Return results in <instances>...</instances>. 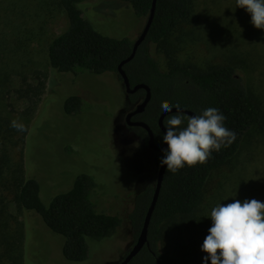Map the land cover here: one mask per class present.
I'll use <instances>...</instances> for the list:
<instances>
[{"label": "rangeland", "instance_id": "obj_1", "mask_svg": "<svg viewBox=\"0 0 264 264\" xmlns=\"http://www.w3.org/2000/svg\"><path fill=\"white\" fill-rule=\"evenodd\" d=\"M78 7L97 32L114 39L135 41L146 23L121 1L84 0ZM66 27L59 0H0V115L15 118L23 109L12 96L22 76L31 81L37 71L47 75L25 145L12 147V159L21 158L26 178L39 183L46 207L68 192L78 176H90L97 211L119 217L121 224L108 239L88 240V259L71 263L63 257L62 236L52 233L37 214H19L11 205L10 214L25 226L21 264H119L135 243L129 221L134 200L154 188L158 165L152 166L151 151L124 123L132 105L116 73H59L50 67L48 46ZM148 48L161 71L175 65L197 72L234 67L260 103V120L237 155L211 175L201 204L193 214L175 217L162 228L161 253L204 264L207 253L201 246L212 226V208L234 200L264 202V29L251 23V15L236 0H191L190 15L175 33ZM71 96L82 99L76 115L64 112ZM4 253L0 245V264H10Z\"/></svg>", "mask_w": 264, "mask_h": 264}, {"label": "trees", "instance_id": "obj_2", "mask_svg": "<svg viewBox=\"0 0 264 264\" xmlns=\"http://www.w3.org/2000/svg\"><path fill=\"white\" fill-rule=\"evenodd\" d=\"M82 1L59 0L67 27L48 46L49 65L59 73H72L75 69L93 75L116 73L122 83L118 66L131 55L134 41L127 38L114 39L97 32L78 7ZM114 1L129 4L138 19L147 21L153 0ZM190 12L191 0H156L153 21L145 41L138 47L134 58L123 66L131 88L144 84L151 91V99L138 119L149 126L155 143L162 145L163 133L158 120L163 113V101L173 107L178 104L179 108L195 115L208 107H215L226 116L225 125L236 133V139L219 152L214 151L205 164L194 167L186 165L175 174L165 171L149 225L147 245L129 264H198L189 257L174 259L161 253L159 245L163 237L162 228L175 217L193 214L202 202L211 175L237 155L243 139L261 117L258 99L234 67L223 66L197 72L191 66L175 65L167 71H161L148 45H162ZM30 79L22 76L19 88L12 93L15 100L24 105L23 109L15 118L0 115V245L5 248L4 256L11 261L10 264H21L25 226L18 217L10 214L11 205H14L19 214H37L52 233L65 239L62 254L66 261L83 262L89 255L88 240L102 241L112 237L121 220L117 216L97 211L91 201L95 183L88 175L78 176L68 192L56 195L46 207L40 197L39 183L35 179L26 178L21 158L13 161L11 149L24 147L29 123L46 90L45 73L37 71ZM127 97L130 105H135L143 101L145 91L139 90ZM81 106L82 99L71 96L64 102V112L76 115ZM171 115L165 117L164 126ZM13 120L23 125V130L13 127ZM133 130L147 147V132L142 128ZM162 156L154 153L157 162H160ZM153 190L147 189L134 200V208L129 214L134 242L141 231Z\"/></svg>", "mask_w": 264, "mask_h": 264}, {"label": "clouds", "instance_id": "obj_3", "mask_svg": "<svg viewBox=\"0 0 264 264\" xmlns=\"http://www.w3.org/2000/svg\"><path fill=\"white\" fill-rule=\"evenodd\" d=\"M237 7L251 15V23L264 29V0H236ZM171 115L165 121L160 165L175 174L186 165L205 164L212 153L219 152L236 139V133L226 127V116L215 107L198 115ZM161 110L171 113L173 105L161 103ZM186 122V123H185ZM12 126L23 130L16 120ZM212 226L201 250L207 255L204 264H264V202L256 199L217 204L210 212Z\"/></svg>", "mask_w": 264, "mask_h": 264}, {"label": "water", "instance_id": "obj_4", "mask_svg": "<svg viewBox=\"0 0 264 264\" xmlns=\"http://www.w3.org/2000/svg\"><path fill=\"white\" fill-rule=\"evenodd\" d=\"M155 6H156V0H153L152 6H151V11H150V16L147 19L141 34L134 41L131 55L118 66V74L122 79V82H123V85L125 88V92L128 95L135 94L139 90L145 91V97H144L143 101L141 103L137 104L135 109L127 115L126 120L128 121V124L130 126L140 127L147 132V135H148L147 146H148V149L150 151H152V152H163V150L167 148V145L163 143L162 146H158L155 143L153 132L151 131V129L149 128L148 125H146L144 122H141V121L140 122H134V123L129 122L132 117L144 112L146 106L148 105V103L151 99V91H150L149 87L144 85V84H138V85L134 86L133 88H131L129 80L127 78V75H126L125 71L123 70V66L126 63L130 62L134 58L138 47L145 41L147 34H148V31H149L150 26H151L152 21H153V17H154V13H155ZM179 112L183 113L185 115H195L193 112H191L189 110H185L183 108H179ZM171 114H178L176 107H173V110L171 113L163 112L159 117L158 125H159V128L162 131V133H164V131H165L164 119L166 116H169ZM165 171H166V166L160 165L159 169H158L156 181H155V186H154V190H153L151 203L149 205L146 216L144 218L141 231H140L134 245L131 247V249L128 251L126 256L123 258V260L119 264H129L131 262V260L133 258H135L139 254V252L147 245L149 225L151 222L152 214L154 212L156 203L158 201V197H159L160 190L162 187Z\"/></svg>", "mask_w": 264, "mask_h": 264}, {"label": "flooded vegetation", "instance_id": "obj_5", "mask_svg": "<svg viewBox=\"0 0 264 264\" xmlns=\"http://www.w3.org/2000/svg\"><path fill=\"white\" fill-rule=\"evenodd\" d=\"M122 85H123V82H122ZM123 87H124V85H123ZM125 89V88H124ZM128 95V94H127ZM139 104V103H138ZM136 105L137 104H135V105H132V107L130 108V109H127L126 110V112H125V115H124V123H125V125L127 126V129H129V130H131L135 135H136V132H134V128H140V127H135V126H130L129 124H128V121L126 120V118H127V115L131 112V111H133L134 109H135V107H136ZM142 114V113H141ZM141 114H138V115H135L134 117H132L131 118V120L129 121L130 123H134V122H140L139 121V116L141 115ZM159 126V125H158ZM137 136V135H136ZM138 137V136H137ZM139 138V137H138ZM163 145V144H162ZM162 145H158V146H162ZM147 148H148V146H147ZM154 153H157V154H164L163 152H152L151 151V155L150 156H153L152 157V160H151V164H152V166H153V164L155 165H158V169H159V166H160V162H157L156 160H155V157H154ZM155 167V166H154ZM157 177V176H156Z\"/></svg>", "mask_w": 264, "mask_h": 264}]
</instances>
